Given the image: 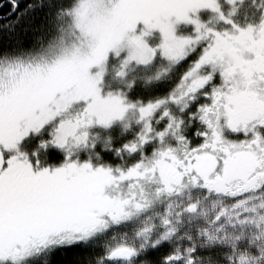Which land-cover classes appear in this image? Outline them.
I'll return each instance as SVG.
<instances>
[{"label":"snow or ice","instance_id":"snow-or-ice-1","mask_svg":"<svg viewBox=\"0 0 264 264\" xmlns=\"http://www.w3.org/2000/svg\"><path fill=\"white\" fill-rule=\"evenodd\" d=\"M0 264H264V0H0Z\"/></svg>","mask_w":264,"mask_h":264}]
</instances>
